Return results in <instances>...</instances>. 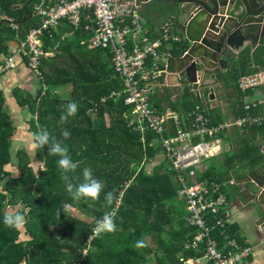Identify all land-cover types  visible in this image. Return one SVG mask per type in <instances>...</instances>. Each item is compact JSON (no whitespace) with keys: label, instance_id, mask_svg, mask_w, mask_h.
I'll return each mask as SVG.
<instances>
[{"label":"trees","instance_id":"obj_1","mask_svg":"<svg viewBox=\"0 0 264 264\" xmlns=\"http://www.w3.org/2000/svg\"><path fill=\"white\" fill-rule=\"evenodd\" d=\"M36 2L0 0V15L17 25V30H12L6 21L0 20V56H7L9 43L17 39L24 41L29 29L38 25L39 20L32 13ZM174 2L151 0L144 5L142 14L147 24L161 27L174 15ZM16 6L20 8H13ZM85 13L90 15V11ZM88 23L83 18L75 30L63 21L54 39L44 38L45 49L57 43L60 46L52 59L41 64L40 91L35 97L20 90L11 94L19 106L27 107L30 132L44 128L59 140L62 130L70 131L71 138L63 143L67 144L72 159L80 162V168L71 174L73 183L82 182V169L90 167L94 176L105 184V192L115 190L118 199L111 207L105 205L103 194L96 203L72 200L60 179L59 157L50 156L48 146L35 149L36 173L30 166L32 159L28 152L17 151L13 157L17 158L19 175L9 177L0 190V264H180V258L201 257L202 247L199 251L185 247L195 229L185 222V206L177 199L178 185L168 171L166 158L152 173L145 171L147 164H153L162 155L155 144V133L148 131L146 144L141 143L140 134L132 130L125 117L129 108L122 99L100 104L94 114H89V108L118 89L119 82L107 51L81 46L91 37L84 28ZM263 55L264 47L254 51L255 65L263 66L260 60ZM67 86V96L58 95L57 91ZM179 92L178 88L165 89V100ZM191 100L198 103L185 90L183 104ZM73 101L78 105V113L61 125L60 116ZM169 107L178 112L173 105ZM13 129L0 92V181L8 177L5 167L12 159L9 147ZM262 130L245 125L225 132L231 150L210 160L200 181L226 184L251 172L262 158L255 146V137ZM67 206L84 212L92 220L76 219L68 214ZM11 208H18L16 213L24 216L28 240H20L18 228H7L2 223L3 215ZM106 212L115 214L117 231L97 234L96 221ZM227 227L228 224L224 229L212 231L219 248L229 237ZM140 239L145 240L147 247H134ZM84 250L86 253L82 255Z\"/></svg>","mask_w":264,"mask_h":264},{"label":"built area","instance_id":"obj_2","mask_svg":"<svg viewBox=\"0 0 264 264\" xmlns=\"http://www.w3.org/2000/svg\"><path fill=\"white\" fill-rule=\"evenodd\" d=\"M143 0H56L47 4L39 0L32 5V13L39 20L36 27L29 29L25 40L8 49L7 56H0V77L16 69V59L25 60L28 70L39 81L42 79L41 64L52 59L60 44L45 49L43 39H54L63 21L73 29H78L83 18L89 20L85 30L91 37L81 46L88 50L107 51L111 67L119 88L99 99L89 108L94 113L100 104L109 100H124L129 108L125 115L129 126L140 134L141 143L146 144L147 133H155V142L164 154L168 171L173 174L178 185L177 199L185 206V222L195 229L193 237L185 243L186 248L200 251L201 257L180 258V264H246L254 254L251 245H243L236 238L225 239L222 248L212 236L215 228L224 229L229 221L230 210L223 190L238 182L226 184L200 181L208 168V162L222 154V137L233 128L245 125H260L261 117L249 114L251 109L264 104V95L258 92L256 99L247 100L244 105L245 116L233 122L212 124L211 118L201 104H195L184 116L186 125L174 112L160 113L152 104V98L160 86L166 57H161L160 43L152 42L147 29L146 18L142 14ZM90 11V15L85 13ZM92 17V18H91ZM12 30L17 25L5 15ZM174 18H169L162 26V42L177 43L170 36ZM241 92L256 90L264 85V71L244 74L238 78ZM201 82L197 79L189 85V93L200 98ZM213 92L211 91L210 94ZM204 96V95H203ZM173 126L169 127L168 121ZM172 131L171 135L167 133ZM264 221L258 224L262 231ZM205 263H202V262Z\"/></svg>","mask_w":264,"mask_h":264},{"label":"crops","instance_id":"obj_3","mask_svg":"<svg viewBox=\"0 0 264 264\" xmlns=\"http://www.w3.org/2000/svg\"><path fill=\"white\" fill-rule=\"evenodd\" d=\"M38 1L39 0H37V2ZM45 1L50 5L55 4L56 2V0ZM143 1L146 2L142 5V8L151 0ZM173 6H175V12L172 16L174 21L170 28V36L177 38V43L162 42L161 27H151L147 24L148 34L151 41L160 43L158 52L161 57L168 56V58H170L182 55L181 47L182 39L184 37L183 28L181 26V21H179L177 24L175 23L177 4L174 2ZM35 18L38 19L36 16ZM18 42L19 40L17 39L16 41L9 43V47L13 48ZM259 47H264V40H260L259 43L253 48L250 47L249 44L245 43L244 47L238 52V54H236L235 57L231 59L230 63L233 64V66H231L230 71L227 72L225 70H221L220 81L215 80L213 77L209 79V83H213L211 85L212 90H204L203 100L198 101L197 97H194L191 94L194 100H196L198 103H195L193 100H191L189 104H183L182 95L184 91L188 90L189 88V84L186 80H181L178 82L173 78L174 75L162 77L159 84L160 86L152 98L153 106L157 108L160 113H165L169 110L178 114L184 125H186L184 116L189 110L192 109L195 104L203 105L202 107H204L207 111L208 116L211 118L212 124L233 122L242 118L244 115V103L249 99H256L255 97H257L258 92L264 95V85L256 90H248L243 93L239 90L237 84L238 78L244 74L253 73V70H257L258 72L264 71V55L262 56V59L260 58V60H263V66L259 64L255 65L253 62L252 55ZM16 63V69L0 77V92L4 98V106L7 109L11 122L14 126L13 133L10 136L9 147V152L12 154V158L13 154L19 150H26L28 152L33 148L28 146V136L31 132L28 130L27 120L30 117V114L26 106L18 105L16 100H14L12 97L11 92L13 90H20L25 94L35 97L37 92L40 91V81L36 79L35 76L28 70L25 60L17 58ZM169 88H178L180 92L172 96L169 101H166L164 90ZM211 91L213 92V95L210 94ZM210 97L213 98L211 99ZM170 105H173L176 109H178V112L171 109L169 107ZM249 114L254 117L263 118V121L260 125H254L256 128L263 129L262 132L255 137L256 146L264 134V104H260L259 106L251 109ZM168 124L169 127L173 126V123L170 120L168 121ZM172 133V131H169L167 134L171 135ZM226 136L227 134L222 137L221 156L231 150L229 144L226 141ZM260 156L262 157L261 154ZM213 160H211V162ZM246 174L247 172H245L244 177ZM230 181L237 182V179ZM252 189L253 186L251 184L240 185L239 183H237L235 186H227L224 188L223 193L226 197L227 205L230 210V217L227 223V236L230 238H236L241 244L251 245L254 248V254L248 259L246 264H264V223L261 226V232H259L257 229L258 224L264 221V213H261L260 208H258L255 203L253 204L251 194Z\"/></svg>","mask_w":264,"mask_h":264},{"label":"water","instance_id":"obj_4","mask_svg":"<svg viewBox=\"0 0 264 264\" xmlns=\"http://www.w3.org/2000/svg\"><path fill=\"white\" fill-rule=\"evenodd\" d=\"M174 1L175 23L181 21L183 28L182 55L166 59L162 76L174 75L175 80H186L189 85L199 79L201 97L197 100L201 101L204 90H212L209 79L220 81L221 70L230 71L231 59L245 43L253 48L264 40V0ZM256 147L261 161L237 182L253 186L252 202L264 213V134Z\"/></svg>","mask_w":264,"mask_h":264},{"label":"clouds","instance_id":"obj_5","mask_svg":"<svg viewBox=\"0 0 264 264\" xmlns=\"http://www.w3.org/2000/svg\"><path fill=\"white\" fill-rule=\"evenodd\" d=\"M78 113V105L76 102H70L66 106L65 112L60 116V124H67L70 118H74ZM62 139H56L47 129L41 128L36 132L29 133L28 146L33 149H43L49 147V155L57 156V167L60 169V179L64 182L65 190L72 200H88L92 203L100 201L103 194L104 203L111 207L118 199L115 190L105 192V184L97 179L90 167L82 169V182L73 183L72 175L80 168V162L74 161L69 153L67 144L63 141L71 138L69 130L64 129L61 132ZM25 218L20 213L6 212L3 215L2 223L7 228L16 229L22 226ZM94 231L97 234H111L117 231L116 217L112 212H106L96 221ZM137 249L147 247L144 239L137 240L134 244Z\"/></svg>","mask_w":264,"mask_h":264},{"label":"rangeland","instance_id":"obj_6","mask_svg":"<svg viewBox=\"0 0 264 264\" xmlns=\"http://www.w3.org/2000/svg\"><path fill=\"white\" fill-rule=\"evenodd\" d=\"M185 85V83H184ZM58 92V95H60L61 97H66L68 92H69V87H64L63 90L61 91H57ZM55 92V93H57ZM203 106V105H202ZM91 115L94 114V113H90ZM105 120L106 122H108V117L105 116ZM155 144H158L155 142ZM28 154L30 155V158L32 159V163L30 164L31 168L33 169V171L36 173V167H37V161H36V158H34L35 156V149L31 150V151H28ZM165 162V157L162 153V155H160L159 157H157V159L155 160V162L151 165H148L146 166V169L145 171L147 173H152L153 171V168H155L156 166H158L159 164ZM16 163H17V158L16 157H13L9 164L5 167V171H7L8 173V177H6L5 179H3L2 181H0V190L2 189V186L4 185V183L6 182V180L9 178V177H17L19 175V171L17 169V166H16ZM179 206V205H178ZM16 211H18V208H11L8 210V212H12V213H16ZM67 211H68V214L75 217L76 219H80V220H85L87 222L91 221L92 218L90 216H87L84 212H79L78 210L70 207V206H67ZM227 225V224H226ZM20 230V240L22 241H25V240H28V235L26 234V231L24 229V226L22 224L21 227L18 228ZM227 238H230V237H227ZM92 237L89 238V240H91ZM151 243L153 242L152 240H149ZM86 253V250H84L82 252V255H84ZM202 263H205L204 261Z\"/></svg>","mask_w":264,"mask_h":264}]
</instances>
